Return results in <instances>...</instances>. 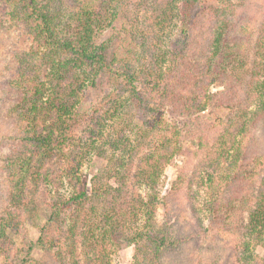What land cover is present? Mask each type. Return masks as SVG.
<instances>
[{"label":"trees","instance_id":"1","mask_svg":"<svg viewBox=\"0 0 264 264\" xmlns=\"http://www.w3.org/2000/svg\"><path fill=\"white\" fill-rule=\"evenodd\" d=\"M1 1L7 8L1 29L28 35L31 43L17 59V101L9 109L19 121L21 147L2 165L8 191L0 210V247L11 245L7 229L21 225L23 213L45 204L52 223L66 230L46 247L42 229L39 243L46 250L58 242L74 246L79 231L88 240L84 257L91 255L94 264L101 246L114 238L138 245L132 264H159L166 245V225L154 224L163 201L159 180L173 157L187 151L192 219L218 221L222 236L241 213L230 241L237 247L232 264H264L255 253L264 249V0H154L148 36L176 28V46L160 50L159 41L143 43L135 64L119 59L107 41H97L122 0H99L67 13L63 0ZM101 78L123 86L126 97L122 102L119 91L106 94L83 124L80 99ZM140 81L149 94L140 92ZM176 93L188 94L183 106L172 105L181 125L166 121L169 96L171 101ZM123 109H139L148 127H117ZM218 109L230 112L219 126L203 116ZM144 131L150 146L136 158ZM94 155L109 156L104 176L117 185L95 175L82 178L81 165ZM202 186L208 189L204 209L197 202ZM110 190V198L123 204H93V197L104 199Z\"/></svg>","mask_w":264,"mask_h":264},{"label":"rangeland","instance_id":"2","mask_svg":"<svg viewBox=\"0 0 264 264\" xmlns=\"http://www.w3.org/2000/svg\"><path fill=\"white\" fill-rule=\"evenodd\" d=\"M70 1L63 0L66 13L68 10L75 11L78 7L87 3L95 7L99 2V0H76L77 6L73 7ZM153 3L154 0L119 1L115 9V21L99 34L97 41H107L112 53L118 56L119 59L130 61L133 64H135L138 54L144 53L143 43L146 45V43L154 40L155 42L159 41L160 50L175 48L176 28L170 32L157 31L155 33L156 38L148 36L151 33L148 31V26L149 23H152V19H149V17L150 10L154 7ZM6 11L5 4L0 0V25H5L3 22L7 21ZM30 43V36L19 31H5L0 27V210L8 191L4 180L6 174L2 165L12 150L17 153L21 147L18 142L20 137L18 131L19 121L9 114L10 107L17 101V93L13 91L16 84L14 81L18 75L16 70V67H18L17 59L22 52L30 50ZM143 84L144 82L140 81L138 89L140 88V92L144 95L149 94L146 85ZM123 89H125L123 86H108L104 78L98 81L97 87H88L78 105L79 119L82 120V123L84 124L85 119L88 120L87 117L92 116L93 108L99 104V99L106 98V94H115L119 91L120 100L123 102L126 97V92ZM187 95L176 93L174 97H171V101L169 96L166 121L174 120L177 125H181L182 120L179 119L178 113L172 108V105L177 102L179 106L181 103L183 106L186 103L185 97ZM106 102H110L109 98ZM124 109L120 112V119L116 120L117 127L123 123L133 131L148 127V124H145L149 122V119L143 117L139 109L127 111ZM229 113L226 110L218 109L214 113L206 111L203 116L208 122L219 126L220 122H226ZM168 114L172 116H168ZM144 133L148 135H141L143 141L141 146L138 147L136 158L139 157L142 151H145V148L150 146L148 144L150 141L149 131H144ZM259 146V150L264 156V138ZM188 149H190V145ZM202 155V153H199L194 158ZM108 159L109 156L105 159L96 155L92 156L91 159H86L81 165L82 178L90 179L95 175L107 179L108 182L113 181V186L117 185L115 178L104 176L109 166ZM191 173L190 155L185 151L173 157L164 168L159 180L158 191L163 196V201L160 202L161 204L157 208L154 224L158 227L166 225V245L160 254L159 264H232L233 250H236L237 247H233L230 241H234L232 239L236 238L233 233L240 227L239 217L241 213H238L232 222L227 225L228 230L222 233V236L218 232L222 231L221 224L218 221L210 222L208 218L203 217L202 224H200L192 219L193 214L186 198V191L188 190L187 176H190ZM128 186L130 187V184ZM196 190H198V205L201 209H204V204L208 198V189L206 186H202ZM111 193L112 190H110L109 196L104 199L93 197V204L100 209L104 205L110 204L111 201L115 200L110 198ZM144 193L143 189L140 190V195L143 198ZM115 201L117 206L123 204L118 197ZM125 201L127 202V199ZM124 206L126 208L127 203ZM49 215L50 210L45 204L39 205L36 213H23L21 225L17 228L7 229V236L12 243L5 250L0 247V264H72L73 260L76 261V264H94L88 258L94 259L90 254H88L90 256L84 257L88 240H82L79 237V231H77L74 246L70 247L71 244L69 243L58 242L54 249L46 250V247L51 245L50 239L56 240L57 243V239L61 237L60 234L66 233L65 227L52 223ZM140 221L143 223L142 217ZM42 229H44L43 242L44 244L46 242V247L39 243ZM230 229L232 233L228 234L227 232ZM124 235L127 237L128 233L126 232ZM100 249L101 251L98 252V257L95 259L96 264H132L138 245L122 238H114L113 241H106ZM56 250L57 252H55ZM56 253L60 260L56 259ZM255 253L260 258H264V249L261 247H256Z\"/></svg>","mask_w":264,"mask_h":264}]
</instances>
